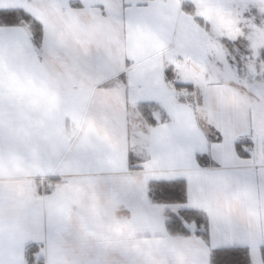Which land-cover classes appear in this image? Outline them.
<instances>
[{
	"label": "snow or ice",
	"instance_id": "snow-or-ice-1",
	"mask_svg": "<svg viewBox=\"0 0 264 264\" xmlns=\"http://www.w3.org/2000/svg\"><path fill=\"white\" fill-rule=\"evenodd\" d=\"M0 264H264V0H0Z\"/></svg>",
	"mask_w": 264,
	"mask_h": 264
}]
</instances>
